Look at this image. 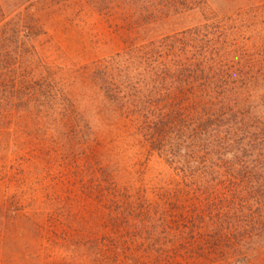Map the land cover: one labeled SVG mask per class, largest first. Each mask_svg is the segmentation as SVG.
<instances>
[{
  "label": "rangeland",
  "instance_id": "rangeland-1",
  "mask_svg": "<svg viewBox=\"0 0 264 264\" xmlns=\"http://www.w3.org/2000/svg\"><path fill=\"white\" fill-rule=\"evenodd\" d=\"M8 2L37 18L40 37L15 107H0V264H257L222 240L176 161L152 150L100 93L91 72L122 49L106 21L85 0ZM208 2V14L158 33L208 19L264 54V0ZM226 184L218 190L229 195Z\"/></svg>",
  "mask_w": 264,
  "mask_h": 264
},
{
  "label": "trees",
  "instance_id": "trees-1",
  "mask_svg": "<svg viewBox=\"0 0 264 264\" xmlns=\"http://www.w3.org/2000/svg\"><path fill=\"white\" fill-rule=\"evenodd\" d=\"M208 1L85 0L122 45L91 74L114 112L180 166L222 240L264 264V54L237 46L236 33L208 19L158 33L172 20L210 12ZM22 7L0 0V107H15V86L38 59L37 18ZM226 183L232 197L218 190ZM229 200L232 208L220 207Z\"/></svg>",
  "mask_w": 264,
  "mask_h": 264
}]
</instances>
